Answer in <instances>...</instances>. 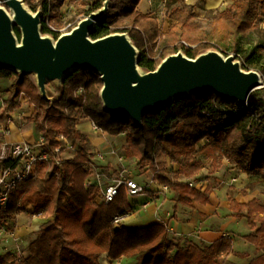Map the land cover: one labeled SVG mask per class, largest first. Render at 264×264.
<instances>
[{
  "label": "trees",
  "instance_id": "obj_1",
  "mask_svg": "<svg viewBox=\"0 0 264 264\" xmlns=\"http://www.w3.org/2000/svg\"><path fill=\"white\" fill-rule=\"evenodd\" d=\"M23 1L32 11L41 9V33L57 37L51 22L59 16L64 0ZM80 2L88 6L87 15L99 8L103 0ZM138 2L110 0L105 16L89 36L126 32L138 50L137 64L143 70H153L166 55L178 50L195 57L212 48L225 55L234 54L243 69L258 71L264 81V40L254 44L251 40L255 21L264 16V0H233L216 14L209 29L198 24L194 5L164 0L163 7L171 21L165 32L154 15L137 9ZM261 32L264 34V27ZM0 76L12 78L11 89L2 101L1 123L18 107L17 99L23 94L33 106L26 120L34 122L43 133L44 149L52 157L58 156L54 150L57 134L76 143L72 156L60 158L53 171L47 169L48 163L42 164L36 177L17 182L10 191L7 205L0 207V222L16 218L25 203L46 220L28 241L27 256L5 252L0 254V263L101 264L100 256L105 253L109 260L136 256L138 264H234L228 259L234 254L228 235L207 246L191 242L180 245L168 238L164 223L135 228L114 226L113 216L129 211L128 196L120 187L112 201L103 203L96 200V186L84 185L89 149L76 124L89 119L102 132L123 134L136 165H147L153 173L152 180L171 189L177 203L206 204L207 187L200 191L188 184V178L204 167L195 158L196 144L202 139L206 141L198 152L209 160L210 172L221 166L224 158L247 176L260 175L264 184V86L252 90L245 105L224 101L214 93L177 98L145 113L142 126L138 127L129 118L103 111L99 97L102 82L89 69H76L66 75L52 103L40 97L29 75L18 78L15 72L0 68ZM78 89L81 93H77ZM158 154L181 165L172 171L165 162L156 160ZM229 209L233 216L244 217L253 229L242 237L257 252L247 264H264V204L255 198L245 203L232 199Z\"/></svg>",
  "mask_w": 264,
  "mask_h": 264
},
{
  "label": "water",
  "instance_id": "obj_2",
  "mask_svg": "<svg viewBox=\"0 0 264 264\" xmlns=\"http://www.w3.org/2000/svg\"><path fill=\"white\" fill-rule=\"evenodd\" d=\"M0 2V68L15 72L18 78L31 74L40 97L50 103L54 98L48 95L47 82L61 84L76 69L99 75L103 111L129 118L138 127L145 113L177 98L214 93L224 101L245 105L248 94L264 86L258 71L243 69L234 54L212 48L195 57L178 50L153 70H143L126 32L89 36L105 16L110 0H103L99 8L55 38L41 33L40 8L32 11L23 0Z\"/></svg>",
  "mask_w": 264,
  "mask_h": 264
},
{
  "label": "rangeland",
  "instance_id": "obj_3",
  "mask_svg": "<svg viewBox=\"0 0 264 264\" xmlns=\"http://www.w3.org/2000/svg\"><path fill=\"white\" fill-rule=\"evenodd\" d=\"M163 1L164 0H151L150 3L151 7L149 8L150 10L148 13L154 15L157 18L158 25L160 26L162 31L165 32L168 26L171 24V21L166 15V10L163 7ZM191 1H193L194 3L193 4L194 13L198 24L203 28L209 29L211 26L212 19L216 16V14L220 10L217 9L205 10L203 8V0H191ZM232 1L233 0H227L226 5L230 4V2ZM182 2L184 1L177 0L175 4H181ZM0 5H2V3H0ZM226 5H224V7ZM87 8L88 6L82 5L80 0H64L60 7L59 16L55 18L53 22H51L52 31L57 33L58 35L69 31L72 27H74L77 24V22L81 18L85 16V12ZM137 9L140 10L138 5H137ZM255 24H256V28L251 35L252 44L264 40V34L261 32V29L264 27V16L258 17L257 20L255 21ZM49 35L53 36V34H49ZM29 77L33 79V76L31 74L29 75ZM59 88H60V84L56 82L49 81L46 84L48 95L51 96L52 98H55L58 95ZM78 91L79 89L77 90V93ZM32 108L33 106L28 104L27 99L24 100V102L19 101L18 107H16L10 112V113L13 112V115L11 116L7 114L5 122L4 123L2 122L3 126H1L0 129L3 130L4 125H8L9 121L14 122L18 126V128L23 127L27 129L28 128L27 125H29L31 122H27L26 119L30 115ZM77 123L79 126V131L85 137V144L89 149V159H93L94 155H96L99 152L104 153L102 159L106 158L108 164L107 165L99 164V167L103 168L105 171H108L109 169H114L113 172L108 171L110 172L109 173L110 176H116L120 170L125 169L127 173L131 177H133L137 182L145 185L146 188L144 189V192L151 193L150 192L151 185L149 186L147 184L149 183L150 178L152 176V171L148 167L144 168V167H138L136 165L137 160L135 157L129 155V152L127 151L126 148V142L124 144L122 143L119 144L118 141L107 140L100 129L97 132L92 130L91 127L92 122L89 119H82L79 120ZM34 125L37 127L35 123ZM39 136L40 135H38L37 138ZM41 136H43L44 138L43 133H41ZM37 138L35 140H37ZM205 141H206L205 139H202L196 144L195 158L200 159L204 164V167L198 170L194 177L188 179V181H191L192 187H196V188L198 187L200 189L206 183L208 194H210L211 192L216 194L215 190L217 191L226 190L227 192L225 194V198L228 201L227 205L229 204V201L232 199L235 201L238 200L244 201L249 198L250 199L255 198L259 203L264 204V184L261 180L260 175L247 176L242 171L240 172V170L236 168L234 164L231 162H229L225 166L224 170H222L221 169L222 163L226 162V159L224 158L222 159L221 166H219L215 171L210 172L208 170L209 160L204 159L202 154L198 152V150L204 144ZM111 148L113 149L115 148V153L113 154L108 153ZM116 154L122 155L123 159L121 162H117V164L119 165L116 168H114L116 162L115 163L114 161L111 162L109 161V159L114 158L115 161H117ZM62 155L63 158L70 157L72 156V152L64 151ZM109 163L112 166H110ZM179 165H181L180 162L177 163L169 162L168 168L171 169L172 171H175L179 167ZM230 169H234V171L231 172ZM216 171H219V174H215ZM180 178L185 179L184 176L182 175H180ZM223 194H224L223 191L219 192V194L216 195L217 199H224ZM140 195L141 194H139V196ZM221 208L223 207L221 206ZM22 213L28 218V224L27 226L25 225L26 226L25 230H23L21 227L23 225H19L15 223L13 219H11L10 222L7 221L0 222V252L1 253H4L5 251H13L14 253H17L18 251H20L23 247H25V245H27L26 243H28V241L34 237V233L38 230L39 224H41L43 221L46 220V218H42L38 215L39 212H34L32 207L28 203L22 205ZM227 215L229 214H226V216ZM220 226L222 228H226L228 230L230 229L232 230V232H235L234 235L237 236V238L233 243L236 249H242L243 246L249 245L247 242H243L242 241L243 239L241 240V237L237 235V233L243 234L247 231V227L243 228L244 226L243 223L241 222L237 223L235 220L227 219V220H223ZM252 231L253 229L250 228V232ZM256 254H257L256 250L252 249V251H250L249 253L248 251L234 252L235 255L234 257L239 264H245L246 261L251 256H255Z\"/></svg>",
  "mask_w": 264,
  "mask_h": 264
},
{
  "label": "crops",
  "instance_id": "obj_4",
  "mask_svg": "<svg viewBox=\"0 0 264 264\" xmlns=\"http://www.w3.org/2000/svg\"><path fill=\"white\" fill-rule=\"evenodd\" d=\"M187 5H193V1L191 0H183ZM227 0H203V8L205 10H211V9H217L222 10L224 8V5H226ZM151 0H139L138 7L143 13H148ZM231 3V2H230ZM11 82L12 78H6L0 76V114L2 113V101L6 98L8 92L11 89ZM27 98L20 94L19 101L24 102ZM22 106V105H21ZM9 115H13L12 113H8ZM3 126L0 121V127ZM28 128H18V126L14 123L9 121L8 125H4V127H7L8 133L4 134L3 131L0 129V142L1 141H11V142H17V141H35L38 135H41V132L38 130V128L34 125V123H30L27 125ZM77 128L79 129L78 123L76 124ZM36 127V128H35ZM105 138L109 141H118L119 144L125 143V136L123 134L118 135H109L105 132H103ZM114 158H110L109 161L114 163L116 162V165L114 168H116L119 164H117V161H115ZM157 161H163L167 164V168L169 166L168 157L163 154H158L156 156ZM96 163L99 165H107L108 161L107 159H96ZM229 163L228 160L226 162L222 163V170H224L225 166ZM110 164V163H109ZM110 166H112L110 164ZM146 165L144 168H147ZM114 169H109L108 171L113 172ZM230 171H234V169H230ZM239 171V170H237ZM241 172V171H240ZM215 174H219V171H216ZM189 179V178H188ZM191 182V181H190ZM205 185L200 188V191H203ZM155 188V189H154ZM198 188V187H197ZM224 189V188H222ZM151 193L145 192L142 193L140 196L134 195L128 197V202L130 203L129 211L126 215L122 217L120 220L121 225L135 228V227H143L154 223H164L167 227H171L172 231L168 230V238L173 240L174 242H177L180 245H185L188 243H195L199 246H207L210 243H212L214 240L220 238L223 235H228L232 238V245L234 252H243V251H252L255 247L254 245L248 243L249 245L243 246L242 249H236L234 247V241L236 240L237 236H235V232H232V230H228L226 228H222L221 222L223 220L231 219L235 220L237 223H243L244 227H247V231L243 234H238L242 237L248 233H250V227L247 224V221L244 217H235L233 216L232 210L229 209V204L227 205V200L225 198L226 190L223 191L224 199H217L216 195L219 194L221 191L215 190L216 194L211 192L208 194V203L206 204H199L196 202H193L190 206H185L180 203L176 202V195L171 189L162 190L160 189V186L156 185L153 188L150 189ZM153 192V193H152ZM249 199L246 200H238L237 202H247ZM221 206L223 208H221ZM28 210V209H26ZM228 212V213H227ZM226 214H229L226 216ZM15 223L21 226L23 230H25L27 224H28V218L21 212L20 214H17L16 218L13 219ZM7 222H10V220H7ZM26 225V226H25ZM40 225V224H39ZM22 230V231H23ZM243 242H246L244 239ZM27 244V243H26ZM246 244V243H245ZM10 252L13 254H21L23 256H27L29 254L27 245L23 247L20 251L17 253H14L13 251H5ZM4 252V253H5ZM0 254H2L0 252ZM234 254H230L228 256V259L232 261L234 264H239ZM254 256H251L245 264L248 263V261ZM100 263L101 264H138V258L136 256L134 257H120L116 260H109L106 257V254H102L100 256ZM5 264V263H0Z\"/></svg>",
  "mask_w": 264,
  "mask_h": 264
},
{
  "label": "built area",
  "instance_id": "obj_5",
  "mask_svg": "<svg viewBox=\"0 0 264 264\" xmlns=\"http://www.w3.org/2000/svg\"><path fill=\"white\" fill-rule=\"evenodd\" d=\"M78 93H81L80 89ZM91 124L92 130L97 132L99 128L93 123ZM2 131L4 134H7V127H4ZM56 140L58 141V145L54 150L58 153L57 157H52L50 153L44 149L45 139L41 135L37 140L32 142H0V207H5L7 205L9 193L15 188L17 182L36 177L39 167L45 163L49 164L47 169L53 171V167L59 164L60 158H63L62 153L64 151H71L72 153L75 151L76 144L70 137L57 134ZM108 153H115V148H111ZM103 156L104 153H97L94 155V158L89 159L84 166L86 171L84 185H94L97 187V201L103 203L112 201L118 194L120 187L124 188L128 197L144 193V189L146 188L145 185L137 182L125 169L120 170L116 176H110V172L99 167L95 160L102 159ZM116 159L117 162H121L123 156L116 154ZM188 184L192 186L190 181ZM147 185H151L150 188L158 185L162 190L168 189L166 186L159 185L156 181H153L152 176ZM126 214L127 213L114 215L111 223L114 226L118 225L122 217ZM167 230L172 231V228L167 227Z\"/></svg>",
  "mask_w": 264,
  "mask_h": 264
}]
</instances>
